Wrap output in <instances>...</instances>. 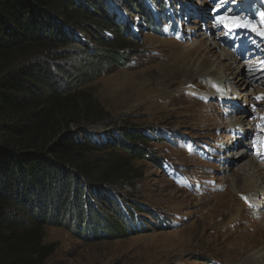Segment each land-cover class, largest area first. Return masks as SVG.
<instances>
[{
    "label": "rangeland",
    "instance_id": "1",
    "mask_svg": "<svg viewBox=\"0 0 264 264\" xmlns=\"http://www.w3.org/2000/svg\"><path fill=\"white\" fill-rule=\"evenodd\" d=\"M143 1L159 32L148 31L131 3L108 1L116 21L129 22L132 29L122 50L125 65H109L102 54L85 63V48L90 54L104 50L96 36L107 42L118 37L114 28L98 24L71 30L87 46L62 48L56 60L47 52L33 56L56 64L52 69L61 86L76 85L69 95L75 94L78 103L70 104L66 118L83 110L91 117L73 124L74 129L84 126L93 139L119 136L127 143L87 155L107 170L112 164L120 168L108 180L109 190L123 199L120 208L131 207L132 226L139 231L127 233L107 195L93 194L100 211L92 217L106 214L123 234L89 237L84 224L63 217L62 225L44 228L43 241L54 248L44 264H264V184L256 183L255 192L231 184L238 164L252 161L248 131L258 122L254 105L262 101L264 107V0ZM245 21L248 27L237 26ZM201 41L219 42L222 50L242 56L238 60L232 54L229 82L210 86L219 83V69L232 61L200 67L199 52L189 50ZM83 67L86 74L78 80ZM208 69L212 73L206 78ZM239 77L247 82L239 84ZM227 109L235 112L229 115ZM238 124V130L230 129ZM244 152L248 155L241 158ZM123 213L127 220L130 215ZM107 221L102 228L112 232Z\"/></svg>",
    "mask_w": 264,
    "mask_h": 264
},
{
    "label": "trees",
    "instance_id": "2",
    "mask_svg": "<svg viewBox=\"0 0 264 264\" xmlns=\"http://www.w3.org/2000/svg\"><path fill=\"white\" fill-rule=\"evenodd\" d=\"M108 1L0 0V264H44L54 252L43 241L44 228L62 225L63 217L84 224L82 231H89V237L98 233L95 238H99L104 232L123 234L104 218L106 214L101 219L92 217L100 211L96 193L99 198L100 193L107 195L110 209L127 233L139 232L132 226L131 207L120 208L118 201L123 199L109 190L107 182L120 168L112 164L107 170L87 155L115 144L125 147L126 142L119 136L93 139L84 126L74 129L73 124L91 116L83 110L66 118L70 104L78 103L75 94L69 95L76 85L61 86L52 69L56 64L48 60H56L62 48L87 46L71 30L98 24L114 28L118 37L107 42L96 36L104 50L90 54L91 49L85 48V63L102 54L109 65H125L122 50L132 39L128 34L132 29L129 22L116 21ZM126 3L142 14L148 31L159 32L143 0ZM168 7V3L161 6L164 18ZM118 41L122 45L116 46ZM43 52L48 59L33 57ZM80 69L75 75L78 80L86 74L84 67ZM123 210L130 215L127 220ZM105 221L112 232L102 228Z\"/></svg>",
    "mask_w": 264,
    "mask_h": 264
},
{
    "label": "bare ground",
    "instance_id": "3",
    "mask_svg": "<svg viewBox=\"0 0 264 264\" xmlns=\"http://www.w3.org/2000/svg\"><path fill=\"white\" fill-rule=\"evenodd\" d=\"M176 18H178V17H176ZM204 41H201L202 44L199 45L198 48L194 47L195 50L194 49L189 50V54H192L193 52H199V55L201 56L200 63H199L200 67L204 68L205 65L208 63L221 62V61H223L224 58L225 59H231L232 58L233 53L228 51L226 48L222 50L220 48L221 44L219 42L214 41V42H212V44L203 45L205 43ZM233 56L238 57V60L242 59V56H239L236 53H234ZM247 59L250 60V58H247ZM231 61L232 62L228 64V66L225 68V70L223 68L219 69L218 74L221 75L219 77L220 78L219 83L217 81H212L209 83L211 87H213L214 84H216V85L221 84L223 79L225 82L226 81L229 82L228 79L230 77H228L229 76L228 73L230 70H232L233 62L235 60L231 59ZM245 63H247V62H244V64ZM205 73H206L205 77L208 78L211 76L212 71H210V69H208L205 71ZM212 77H213V74H212ZM238 81H239L238 82L239 84H242V82L243 83L247 82L245 80V78H242V77H239ZM261 84L264 85V83H261ZM225 86H227V85H225ZM258 86L260 87L261 85H258ZM229 90H230V88H229ZM225 94L227 95V91ZM231 96H232V94H231ZM225 99H229L231 101L232 97L227 98V96H225ZM262 103L263 102L260 101L258 105H254V110L257 114L258 122H252L250 124L251 129L254 130L253 132L248 131L249 133H251V137H253V138H251V137L249 138V146L247 148V150L250 152V156L252 157V161L251 160H248V161L244 160L245 162H243L242 164L241 163L238 164L239 170H237V171L233 170V172L234 171L235 172L233 173V178L231 180V184H232L233 188H236L237 190L241 189V191H243V192H246L247 190H253L255 192L256 187H257L256 183L261 182L264 184V107H260V104H262ZM226 107H230V104L228 103L225 106V108ZM238 111H239V108L236 112H238ZM226 112H227V114L231 115V113H234L235 111H232V110L230 111V109H227ZM240 125L243 127L244 122H242ZM240 125L238 124L235 127L231 126L230 129L231 130H238V127ZM244 129H246V127ZM238 144H242V141L239 140ZM239 146L241 147V145H239ZM244 155H248V152H244V154L242 153L240 155V157L243 158ZM255 179L257 180L256 182H255ZM251 186H252V188H251ZM260 187H261V185H260ZM260 190H261L262 194H264V187L263 188L261 187ZM254 192H250V193H254ZM242 195H244V194L242 193ZM254 195H257V194H254ZM243 248H246V247H243ZM247 248H248V246H247ZM250 251H251V249H250Z\"/></svg>",
    "mask_w": 264,
    "mask_h": 264
},
{
    "label": "snow or ice",
    "instance_id": "4",
    "mask_svg": "<svg viewBox=\"0 0 264 264\" xmlns=\"http://www.w3.org/2000/svg\"><path fill=\"white\" fill-rule=\"evenodd\" d=\"M261 16H262V18H264V13H262V14H260ZM221 20L223 19V18H220ZM238 19V18H237ZM250 25V21H245L244 23H242V24H239V25H237V26H243V27H248ZM255 30V29H254ZM260 35H264V32H260Z\"/></svg>",
    "mask_w": 264,
    "mask_h": 264
}]
</instances>
